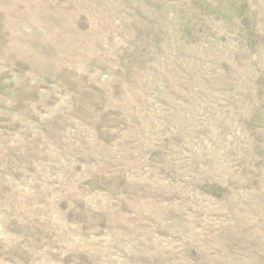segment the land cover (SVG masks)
Here are the masks:
<instances>
[{
	"label": "rangeland",
	"instance_id": "obj_1",
	"mask_svg": "<svg viewBox=\"0 0 264 264\" xmlns=\"http://www.w3.org/2000/svg\"><path fill=\"white\" fill-rule=\"evenodd\" d=\"M0 264H264V0H0Z\"/></svg>",
	"mask_w": 264,
	"mask_h": 264
}]
</instances>
